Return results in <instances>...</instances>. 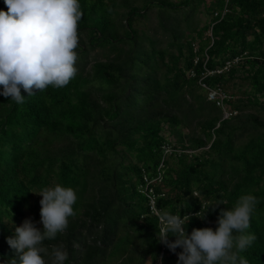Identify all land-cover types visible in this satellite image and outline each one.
I'll return each instance as SVG.
<instances>
[{
    "label": "trees",
    "instance_id": "trees-1",
    "mask_svg": "<svg viewBox=\"0 0 264 264\" xmlns=\"http://www.w3.org/2000/svg\"><path fill=\"white\" fill-rule=\"evenodd\" d=\"M80 4L69 83L21 89L22 104L0 95V262L16 257L14 226L42 227L36 192L59 183L75 214L43 242L46 264L57 246L65 264H176L161 216L215 230L247 193L256 240L241 255L264 264V0Z\"/></svg>",
    "mask_w": 264,
    "mask_h": 264
},
{
    "label": "clouds",
    "instance_id": "clouds-1",
    "mask_svg": "<svg viewBox=\"0 0 264 264\" xmlns=\"http://www.w3.org/2000/svg\"><path fill=\"white\" fill-rule=\"evenodd\" d=\"M4 4L7 10L0 9V95L22 104L21 89L32 95L34 89L67 85L77 73L80 0H4ZM36 194L42 197V227L31 218L14 226L6 242L16 257L7 264H46L44 257L49 253L43 242L55 239L75 214L73 188L57 183ZM256 204L255 195L243 194L233 207L220 209L215 230L193 228L190 233L185 227L190 216L164 213L159 241L176 253V264H249L241 253L256 240L254 233L246 232ZM178 247L180 252H176ZM51 257L52 264H65L68 252L57 246Z\"/></svg>",
    "mask_w": 264,
    "mask_h": 264
},
{
    "label": "rangeland",
    "instance_id": "rangeland-1",
    "mask_svg": "<svg viewBox=\"0 0 264 264\" xmlns=\"http://www.w3.org/2000/svg\"><path fill=\"white\" fill-rule=\"evenodd\" d=\"M207 19H208L207 15L205 13H202L198 15L197 22H199V25L202 26L207 21ZM153 20H154L153 16L150 17V20L140 19V21L136 22L135 25L141 27L144 30H147L149 29L150 25H152V22L150 21H153ZM213 97H214V94L213 93L210 94V98H213ZM224 116L227 117L226 114ZM146 264H151V262L147 261Z\"/></svg>",
    "mask_w": 264,
    "mask_h": 264
},
{
    "label": "built area",
    "instance_id": "built-area-1",
    "mask_svg": "<svg viewBox=\"0 0 264 264\" xmlns=\"http://www.w3.org/2000/svg\"><path fill=\"white\" fill-rule=\"evenodd\" d=\"M225 12H223V14H224ZM212 94V93H211ZM214 94V93H213Z\"/></svg>",
    "mask_w": 264,
    "mask_h": 264
}]
</instances>
